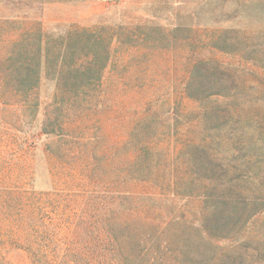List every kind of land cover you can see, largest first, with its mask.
<instances>
[{
    "label": "rangeland",
    "instance_id": "374dc122",
    "mask_svg": "<svg viewBox=\"0 0 264 264\" xmlns=\"http://www.w3.org/2000/svg\"><path fill=\"white\" fill-rule=\"evenodd\" d=\"M19 1L16 14L0 13L18 24L0 27L109 45L98 84L86 85L92 75L84 74L72 86L74 72L60 84L53 71L42 79L48 99L26 127L10 130L24 113L0 104V189L11 184L47 200L56 252L76 249L83 224H100L102 197L112 204L119 193L134 194L140 212L150 199L166 221L182 212L200 222L196 167L246 207L231 240L218 242L219 264H264V0ZM57 94L87 97L68 109L64 134L23 140L55 113ZM6 264L30 262L12 250Z\"/></svg>",
    "mask_w": 264,
    "mask_h": 264
},
{
    "label": "trees",
    "instance_id": "16d2710c",
    "mask_svg": "<svg viewBox=\"0 0 264 264\" xmlns=\"http://www.w3.org/2000/svg\"><path fill=\"white\" fill-rule=\"evenodd\" d=\"M19 4V0H0V13L9 10L16 14ZM15 18L0 17V26L18 24ZM72 36L67 33L63 39L51 38L41 29L0 27V104L18 106L24 113L15 121L10 120V130L18 131L26 127L28 119L32 122L41 115L40 109L48 98L40 95V85L52 71L58 76V84L63 73L73 72L76 75L72 86L84 74L87 78L92 75L86 85L99 83L106 60L101 58L100 50L106 53L109 45L90 38L86 44H78V38ZM57 43L61 47L52 54L53 44ZM83 49L87 52L82 53ZM86 97L54 95L51 100L56 102L55 113L46 111L37 133H25L22 139L36 141L42 136L64 134L68 109L79 107ZM195 169V180L204 189L200 222L187 220L182 212L166 221L150 199L147 208L140 212L134 194H116L112 204L102 197L98 227L92 229L88 222L81 225L85 237L79 236V242L75 237L76 249L61 255L55 250L59 247L53 237L57 225L47 217V200L45 206L34 191L8 184L0 189V264H6V253L12 250L22 252L30 264H219L223 251L217 253L218 242L231 240L232 232L228 230L244 215L246 207L224 185V180H217L209 169L208 173ZM250 217L245 219V225Z\"/></svg>",
    "mask_w": 264,
    "mask_h": 264
}]
</instances>
